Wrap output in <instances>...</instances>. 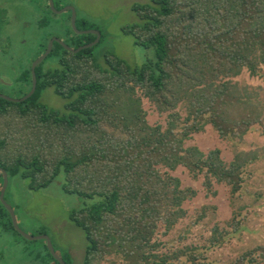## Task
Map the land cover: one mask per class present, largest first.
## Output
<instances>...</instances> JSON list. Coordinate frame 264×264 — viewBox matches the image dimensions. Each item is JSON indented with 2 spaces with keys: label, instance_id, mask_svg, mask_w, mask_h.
Masks as SVG:
<instances>
[{
  "label": "trees",
  "instance_id": "obj_1",
  "mask_svg": "<svg viewBox=\"0 0 264 264\" xmlns=\"http://www.w3.org/2000/svg\"><path fill=\"white\" fill-rule=\"evenodd\" d=\"M131 11L137 21L121 31L147 53L144 63L132 66L112 49L99 51L97 47L72 54L54 43L51 53L34 70L33 95L21 103L0 99V119L8 114L21 121L34 119L40 126L61 130L68 138L72 132L92 137L97 131L105 140L104 122L120 131L122 137L111 145L117 152L111 165H105L104 153L88 139L81 147L73 143L76 148L65 149L49 173L39 157L18 155L10 159L0 155V168L6 172L8 183L19 178L27 182L29 190L38 191L61 176L64 192L84 201L68 218L85 237L83 264H92L106 253L121 254L129 264L178 261L183 252L155 256L151 239L158 223L167 230L185 216L179 208L190 191L180 190L173 178L162 179L157 170L160 166L169 170L183 166L194 173L203 172L207 190L215 180L229 186L235 195L241 188V169L257 156L249 158L241 153L226 165L219 150L203 156L196 148L183 149L182 143L205 125L222 139H241L254 125L261 127L264 136V110L256 96L247 91L242 96L241 88L226 80L238 76L242 69L262 76L264 0H148L133 4ZM67 13L62 37L56 38L73 49L92 43L95 36L72 30ZM77 23L76 19V30ZM9 24L0 7V32ZM48 25L43 22L41 27ZM50 39L40 45L33 59L21 62L18 76L7 86L13 91V99H21L30 91L31 65ZM49 60L54 62L47 65ZM83 64L90 72L78 80L77 69ZM94 72L101 77H91ZM135 87L154 104L159 115L167 114L165 131L159 125H148L134 95ZM47 89L64 102L62 110L41 103ZM179 107L185 111L183 118ZM238 108L243 111L241 115ZM4 146L0 140V154ZM82 183L88 189L78 188ZM4 217L8 222L2 227L18 235L0 205V221ZM44 249L45 255L35 256L37 262L58 264L45 245ZM255 251L264 262V247ZM62 260L71 264L68 257Z\"/></svg>",
  "mask_w": 264,
  "mask_h": 264
},
{
  "label": "rangeland",
  "instance_id": "obj_2",
  "mask_svg": "<svg viewBox=\"0 0 264 264\" xmlns=\"http://www.w3.org/2000/svg\"><path fill=\"white\" fill-rule=\"evenodd\" d=\"M148 0H53L56 11L66 7L74 8L78 31H97L99 42L97 50L112 49L114 53L132 66L145 62L147 53L133 45V38L122 33L121 28L136 22L131 11L133 4H144ZM46 0H0L9 26L0 32V95L14 98L9 86L12 79L21 70V62L33 59L39 47L49 37H62L61 27L68 22L67 15H56L48 9ZM48 22L47 27H41ZM81 22L85 24L82 25ZM69 25L68 23H66ZM93 27L94 29H89ZM102 37V39H101ZM49 42V41H48ZM46 49V48H45ZM45 51V50H44ZM54 61H47L50 65ZM104 64V63H103ZM89 66L80 65L77 79L89 74ZM262 76H252L242 69L238 76L228 78L242 90L255 95V99L264 110V67H260ZM91 77L101 75L91 73ZM224 78V77H223ZM220 80V77L219 79ZM130 86H133L130 85ZM27 91V90H26ZM134 95L139 100L149 126L159 125L162 131L167 128V114L159 115L154 104L143 96L138 88ZM41 103L55 110H62L64 102L52 89L41 95ZM181 118L185 116L182 107L178 108ZM238 114H242L240 108ZM104 122L107 138L103 140L97 131L92 137L80 133L65 137L55 127L40 126L34 119L21 121L14 114L0 119V140L5 142L1 156L12 159L22 155L26 158L39 157L45 164V172L52 170V164L65 149L81 147L91 140L94 147L101 150L105 165L116 153L111 145L122 137L120 131ZM259 125H254L241 138L222 139L210 126L205 125L199 133L192 134L182 143L183 149L196 148L203 156L213 150L220 151V159L226 165L234 161L241 153L249 158L257 156L252 163L241 170V188L231 195V189L224 183L211 180V189L204 187L203 172H191L183 166L169 170L163 166L157 170L162 179L173 178L179 182L180 190L190 191L179 209L185 216L169 229L158 223L151 244V252L158 258L183 252L178 261L170 264H264L259 257L258 248L264 247V136ZM97 139H99L97 141ZM105 142V144H104ZM79 150V149H78ZM101 170V169H100ZM104 170H109L104 169ZM64 179L60 176L47 187L38 191L27 188V182L19 178L9 180L4 195L5 202L11 206L20 230L32 237L47 236L57 256L62 260L70 258L71 264H83L86 241L83 232L69 222V214L80 207L84 201L75 195L67 194L63 189ZM74 184V183H72ZM94 187V186H93ZM78 188L88 189L87 184ZM1 190V188H0ZM193 194V195H192ZM88 204L89 201H86ZM8 222L4 217L0 221V264H40L37 254L45 255L44 241H26L2 226ZM48 264H52L51 261ZM92 264H129L121 254L106 253L97 257ZM131 264H135L132 261ZM159 264V263H157Z\"/></svg>",
  "mask_w": 264,
  "mask_h": 264
},
{
  "label": "water",
  "instance_id": "obj_3",
  "mask_svg": "<svg viewBox=\"0 0 264 264\" xmlns=\"http://www.w3.org/2000/svg\"><path fill=\"white\" fill-rule=\"evenodd\" d=\"M48 3V7L49 9L56 15L60 16L63 15L67 12H70L71 15V19H70V27L72 28V30L78 34V35H92L95 36V40L88 44V45H84L80 48L77 49H73L70 48L69 46L65 45V43H63L61 40L57 39V38H52L49 40V42L47 43L46 49L43 52V54L38 57L31 65V77H32V84H31V88L30 91L28 92V94L26 96H24L21 99H12L9 98L7 96L4 95H0V99L6 101V102H12V103H21L23 101H25L26 99H28L29 97H31L33 95V93L35 92L36 89V78H35V73L34 70L35 68L51 53L52 48H53V44L56 43L58 44L63 50L72 53V54H78L79 52L83 51V50H87V49H91L93 48L100 39V33L97 31H77L75 28V22H76V12L74 10V8L72 7H66L63 10L60 11H56L54 8V3L53 0H46ZM0 173L2 175V186H1V190H0V205L6 210V212L8 213L10 220H11V224L13 229L16 231V233L23 238L26 241H44L45 242V246L49 252V254L51 255V257L58 263V264H65L63 260H61L57 254L55 253V250L53 248V245L50 241V239L45 236V235H41V236H37V237H32V236H28L26 234H24L17 223V219L15 217L14 211L11 208V206H9L5 200H4V195L5 192L7 190L8 187V177L6 172L0 168Z\"/></svg>",
  "mask_w": 264,
  "mask_h": 264
}]
</instances>
